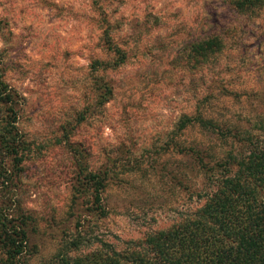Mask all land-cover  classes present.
<instances>
[{
	"label": "rangeland",
	"instance_id": "rangeland-1",
	"mask_svg": "<svg viewBox=\"0 0 264 264\" xmlns=\"http://www.w3.org/2000/svg\"><path fill=\"white\" fill-rule=\"evenodd\" d=\"M103 17L125 51L122 64L105 70L91 66L111 57L100 40ZM211 33L222 36L223 50L189 69L186 46ZM0 58L4 82L22 98L17 126L32 149L19 199L36 227L17 264H57L63 251L96 250V237L121 247L200 205L198 178L174 142L218 144L196 126L177 131L181 114L198 105L252 134L264 122V8L248 17L225 0H0ZM96 75L112 84L102 110L91 100ZM84 107L90 111L72 139L88 148L92 167L110 168L102 216L86 210L91 197L73 200L72 170L55 143L61 124ZM181 166L183 183L172 178Z\"/></svg>",
	"mask_w": 264,
	"mask_h": 264
},
{
	"label": "trees",
	"instance_id": "trees-1",
	"mask_svg": "<svg viewBox=\"0 0 264 264\" xmlns=\"http://www.w3.org/2000/svg\"><path fill=\"white\" fill-rule=\"evenodd\" d=\"M225 2L235 13L248 17L257 16L264 8V0ZM98 7L96 4V10ZM102 21L100 40L104 52L111 57L104 61L94 59L91 66L105 70L122 64L125 51L108 34L107 18ZM223 48L224 40L219 33L190 41L184 54L187 67L199 71L216 61ZM91 90L92 105L102 110L112 96L110 80L96 75ZM21 99L0 73L1 264H17L29 233L36 227L31 210L24 208L19 199L24 163L31 158L32 151L31 142L17 126ZM89 111L84 107L72 124L67 121L61 124L55 143L65 153L72 170L73 200L91 197L86 210L102 216L110 168L107 164L92 167L87 158L88 148L81 140L72 139ZM187 126H196L206 139L218 144L214 149L210 143L174 142L177 153L188 159L195 171L198 178L195 193L203 199L201 204L168 227L123 240L121 247L96 237V250L75 257H67L63 251L57 264H264V122L259 121L258 133L252 134L203 115L197 105L190 114H181L174 128L182 132ZM103 158L112 161L106 154ZM187 172V167L181 166L179 176L173 174L172 178L183 183Z\"/></svg>",
	"mask_w": 264,
	"mask_h": 264
}]
</instances>
